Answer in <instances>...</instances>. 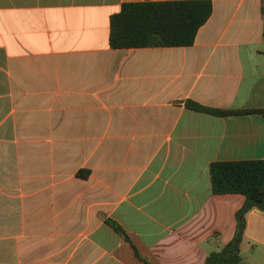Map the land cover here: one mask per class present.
<instances>
[{
	"label": "crops",
	"instance_id": "0c3cea01",
	"mask_svg": "<svg viewBox=\"0 0 264 264\" xmlns=\"http://www.w3.org/2000/svg\"><path fill=\"white\" fill-rule=\"evenodd\" d=\"M0 0V264H205L246 198L211 165L264 161V0H209L193 46L113 49L127 3ZM241 264H264V212ZM118 225L128 239L117 233Z\"/></svg>",
	"mask_w": 264,
	"mask_h": 264
},
{
	"label": "trees",
	"instance_id": "16d2710c",
	"mask_svg": "<svg viewBox=\"0 0 264 264\" xmlns=\"http://www.w3.org/2000/svg\"><path fill=\"white\" fill-rule=\"evenodd\" d=\"M212 14L213 4L209 0L127 3L111 18L110 45L117 50L190 47ZM187 108L214 116L264 115V108L249 112L222 111L192 101L187 103ZM210 171L214 195H241L246 202L236 214L233 241L211 254L205 264H241L240 246L247 226V214L253 210L264 212V161L214 163ZM109 225L128 239L114 222L109 221Z\"/></svg>",
	"mask_w": 264,
	"mask_h": 264
}]
</instances>
